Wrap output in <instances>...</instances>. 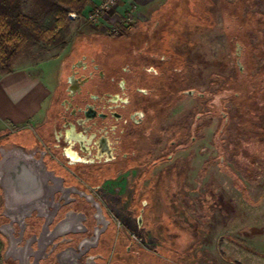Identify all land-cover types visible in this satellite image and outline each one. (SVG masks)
Instances as JSON below:
<instances>
[{
  "label": "rangeland",
  "instance_id": "1",
  "mask_svg": "<svg viewBox=\"0 0 264 264\" xmlns=\"http://www.w3.org/2000/svg\"><path fill=\"white\" fill-rule=\"evenodd\" d=\"M104 1L88 0L80 14L67 13L61 30L22 45L13 71H26L49 92L75 44L93 39L96 45L99 38L110 49L126 43L119 40L124 32L130 41L165 32L173 35L168 40L176 54L195 66L189 77L198 92L233 85L212 97L217 115L191 146L184 140V152L183 140L170 146V132L192 122L187 116L196 110L195 98L163 112L149 137V163L171 158L139 163L135 180L128 173L97 182L102 212L79 194L93 185L61 177L59 167L41 159L47 149L38 125L48 101L26 124L0 121L2 264H264V0H159L142 10L116 0L93 17ZM43 5L23 0L25 14L39 21ZM17 147L31 151L23 155ZM4 155L28 158L38 193L8 198Z\"/></svg>",
  "mask_w": 264,
  "mask_h": 264
},
{
  "label": "flooded vegetation",
  "instance_id": "2",
  "mask_svg": "<svg viewBox=\"0 0 264 264\" xmlns=\"http://www.w3.org/2000/svg\"><path fill=\"white\" fill-rule=\"evenodd\" d=\"M150 33L149 38L144 39L142 34L131 41L129 36L119 34V40L126 39V43L110 49L100 45L99 38L95 39L96 45L90 44L93 39L75 44L62 63L63 78L50 92L38 125L41 147L47 149L41 155L42 161L51 160L63 171L58 173L61 177H81L93 185L79 194L94 212L103 211L102 202L94 197L102 191L95 186L97 182L128 173L135 180L139 163L155 165L171 158L163 155L149 163V137L163 112L172 111L187 97L195 98L198 108L187 116L192 122L182 127L175 124L170 132V146L175 147V140H183L184 152L196 141L195 134L210 126V118L217 115L212 97L233 85L223 83L219 91L212 90L211 85L198 92L189 77L195 66L183 53L176 54L168 40L173 35ZM228 35L233 39L232 33ZM186 130L193 131V135L184 134ZM21 150L23 155L31 151ZM163 151L164 147L159 153Z\"/></svg>",
  "mask_w": 264,
  "mask_h": 264
},
{
  "label": "trees",
  "instance_id": "3",
  "mask_svg": "<svg viewBox=\"0 0 264 264\" xmlns=\"http://www.w3.org/2000/svg\"><path fill=\"white\" fill-rule=\"evenodd\" d=\"M87 1L42 0L43 17L39 21L35 15L25 14L23 0H0V74L14 70L13 62L22 45L61 30L67 13L80 14Z\"/></svg>",
  "mask_w": 264,
  "mask_h": 264
},
{
  "label": "crops",
  "instance_id": "4",
  "mask_svg": "<svg viewBox=\"0 0 264 264\" xmlns=\"http://www.w3.org/2000/svg\"><path fill=\"white\" fill-rule=\"evenodd\" d=\"M155 1L159 0H129V3L142 10ZM50 92H47L37 81L33 82L26 71H12L3 75L0 79V121L7 125L26 124L30 118L38 114L42 105L45 106ZM0 239L3 240L1 236ZM2 249H0V264L3 262Z\"/></svg>",
  "mask_w": 264,
  "mask_h": 264
},
{
  "label": "bare ground",
  "instance_id": "5",
  "mask_svg": "<svg viewBox=\"0 0 264 264\" xmlns=\"http://www.w3.org/2000/svg\"><path fill=\"white\" fill-rule=\"evenodd\" d=\"M13 156L14 161L4 155L1 162V168L5 165L2 168V179L8 198L17 200V198L29 197L35 192L38 193L35 191V189L39 188L38 179L36 173L26 161L28 158L25 157V159L23 155H17L18 158L15 155Z\"/></svg>",
  "mask_w": 264,
  "mask_h": 264
},
{
  "label": "built area",
  "instance_id": "6",
  "mask_svg": "<svg viewBox=\"0 0 264 264\" xmlns=\"http://www.w3.org/2000/svg\"><path fill=\"white\" fill-rule=\"evenodd\" d=\"M115 1L116 0H106V1H104L103 4L99 6L100 7L99 10L98 11L96 10V13H94L93 17L94 16H98L99 14H102L103 12H106L108 10V8H109L108 5H111V4L113 5V3H115Z\"/></svg>",
  "mask_w": 264,
  "mask_h": 264
}]
</instances>
